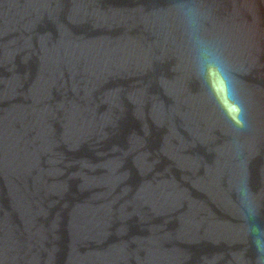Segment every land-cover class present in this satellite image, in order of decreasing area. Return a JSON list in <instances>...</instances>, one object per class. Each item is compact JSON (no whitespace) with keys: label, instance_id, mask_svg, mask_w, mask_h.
<instances>
[{"label":"water","instance_id":"obj_1","mask_svg":"<svg viewBox=\"0 0 264 264\" xmlns=\"http://www.w3.org/2000/svg\"><path fill=\"white\" fill-rule=\"evenodd\" d=\"M0 264H264V0H0Z\"/></svg>","mask_w":264,"mask_h":264}]
</instances>
